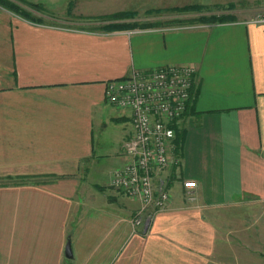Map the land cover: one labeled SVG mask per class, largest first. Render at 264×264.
<instances>
[{
  "label": "crops",
  "instance_id": "obj_1",
  "mask_svg": "<svg viewBox=\"0 0 264 264\" xmlns=\"http://www.w3.org/2000/svg\"><path fill=\"white\" fill-rule=\"evenodd\" d=\"M8 1L27 16L0 3V264H246L255 252L234 232L250 225H235L232 210L257 211L264 258V0H154L223 6L233 18L142 27L180 17L106 21L122 8ZM182 64L196 82L173 124L179 163L155 175L170 199L134 226L139 200L110 186L129 159L131 111L106 101L105 82ZM234 245L244 260L223 257Z\"/></svg>",
  "mask_w": 264,
  "mask_h": 264
},
{
  "label": "built area",
  "instance_id": "obj_2",
  "mask_svg": "<svg viewBox=\"0 0 264 264\" xmlns=\"http://www.w3.org/2000/svg\"><path fill=\"white\" fill-rule=\"evenodd\" d=\"M195 82V68L189 64L148 71L133 68L127 75L105 82L106 101L131 111L132 135L124 144L129 159L112 171L110 186L139 200L132 216L134 226L146 227L154 213L169 202V190L155 183V175L179 163V156L173 153V124L186 112ZM183 185L188 192L197 186L192 180Z\"/></svg>",
  "mask_w": 264,
  "mask_h": 264
},
{
  "label": "rangeland",
  "instance_id": "obj_3",
  "mask_svg": "<svg viewBox=\"0 0 264 264\" xmlns=\"http://www.w3.org/2000/svg\"><path fill=\"white\" fill-rule=\"evenodd\" d=\"M89 2L91 4H93V2H96V4L100 3L101 5H103V3H104L107 8L109 6H120L122 8V10L117 11L115 13H122V12H130L131 11L132 13L130 15L133 14L132 16L111 18V15H113L115 13H109V14H106L103 16L102 20H106V21H114V20H120V19H124V18L134 17L137 13H143V12L145 14L146 13L150 14L152 12H157V11H161V10L178 13L177 16L180 18L175 19V20L182 21L181 23H166L168 21H172L173 19L164 20L161 22L152 21V23L149 21H143V22H138V27H142V25L156 26V25H168V24H171L173 26H178L179 24H191L194 21L206 22V21L201 20L200 18L201 17L207 18L210 15L211 16H227V19L222 20V21H227V20H229V17H232V14H225V13L220 12V11L224 10V8H225L223 6L222 7L215 6V7L209 8V7L203 6L202 4L201 5L193 4V5L200 6V8L197 10H182L183 7L189 6V5H184L181 7H174V6L173 7H161L159 9L156 6L160 5V3H154V0H90ZM172 2H173L172 0H168V1H164V4L170 5V4H172ZM193 5H191V6H193ZM242 6H245V5H242ZM231 7L232 6H228L229 9H231ZM212 11H214V12H212ZM187 13H198V15L191 16ZM183 14H187L190 17L185 16ZM254 18H255V16H254ZM216 21H220V20H216ZM263 207H264V205H263ZM232 218H233L232 222L235 225H250V231L249 232H247V231L234 232V236L235 237L237 236L236 241H234V243L236 245L243 246V247L245 246L249 250V252H255V254L254 255L252 254V256L249 258V261L246 264H264V258L259 257V255H257L258 251L256 249L258 246V235H257L256 226L259 222V217L257 216V211L248 212L247 210H232ZM242 235L244 238L243 239L244 243H242L240 240V239H242V237H241ZM246 236H248V239H249L248 242H246ZM238 238H239V240H237ZM234 246L232 249H230L229 247L226 249L224 247L223 248L224 249L223 254H222L223 257L230 259V256H231L232 260L233 259L244 260L245 252L241 253V252L237 251L238 247L237 246L234 247ZM237 254H238V256H237Z\"/></svg>",
  "mask_w": 264,
  "mask_h": 264
},
{
  "label": "trees",
  "instance_id": "obj_4",
  "mask_svg": "<svg viewBox=\"0 0 264 264\" xmlns=\"http://www.w3.org/2000/svg\"><path fill=\"white\" fill-rule=\"evenodd\" d=\"M18 1L26 3V4L30 5L31 7H38V5L30 3V2H27L26 0H18ZM0 3L5 5L6 7H8L9 9H11V10H13L15 12H19L22 15L27 16L26 13L23 10H21L17 5H14L13 3H11L8 0H0ZM199 8H200V6H198V5H193V6L189 5V6L183 7L182 10H197ZM131 13L132 12L115 13V14L111 15V18L129 16ZM232 18L233 17H229V19H232ZM200 19L203 20V21H216V20L222 21V20L227 19V16H211L210 15L207 18L201 17ZM181 22L182 21H178V20L174 19V20L168 21L166 23H181ZM124 25L125 24H120V23H109V24H107V25H105L103 27L106 28V29H114V28H122V27H124ZM177 144H178V141L175 143V146H177ZM175 146H174V152H175V148H176Z\"/></svg>",
  "mask_w": 264,
  "mask_h": 264
},
{
  "label": "water",
  "instance_id": "obj_5",
  "mask_svg": "<svg viewBox=\"0 0 264 264\" xmlns=\"http://www.w3.org/2000/svg\"><path fill=\"white\" fill-rule=\"evenodd\" d=\"M65 254H66L67 256H70V255H71L69 244L66 245Z\"/></svg>",
  "mask_w": 264,
  "mask_h": 264
}]
</instances>
